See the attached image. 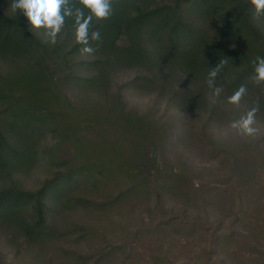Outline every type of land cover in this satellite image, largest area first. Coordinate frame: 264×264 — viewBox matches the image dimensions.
I'll return each mask as SVG.
<instances>
[{
    "label": "rangeland",
    "instance_id": "rangeland-1",
    "mask_svg": "<svg viewBox=\"0 0 264 264\" xmlns=\"http://www.w3.org/2000/svg\"><path fill=\"white\" fill-rule=\"evenodd\" d=\"M11 4L0 0L9 17L16 14ZM191 12L186 20L196 19ZM253 23L264 35V23ZM74 42L67 40L66 50ZM94 59L79 52L73 75L93 76L87 63ZM163 70L116 69L104 93L62 89L78 105L105 109L118 97L123 112L143 120L131 128L111 116L84 123L76 140L63 144L44 137L27 168L0 178V189L54 190L43 202L53 231L29 239L17 224L0 226V264H264V112L256 114V135H241L230 124L254 107L246 98L230 105L223 91L201 93L184 74ZM80 168L88 169L69 192L51 184Z\"/></svg>",
    "mask_w": 264,
    "mask_h": 264
},
{
    "label": "trees",
    "instance_id": "trees-1",
    "mask_svg": "<svg viewBox=\"0 0 264 264\" xmlns=\"http://www.w3.org/2000/svg\"><path fill=\"white\" fill-rule=\"evenodd\" d=\"M112 9L109 19L92 22L90 32L99 31L100 39L90 40L95 49L90 55L95 59L87 64L95 74L88 78L72 73L76 65L72 58L81 52L82 45L74 42L66 50V41L74 37L71 19L66 20L61 40L58 35L53 45L29 31L22 10H16L13 17L0 11V63L8 66L0 70V178L27 168L44 137L49 143L55 137L61 138V144L76 140L84 123L99 125L108 116L130 128L140 124L142 117L134 111L123 112L118 97L105 109L78 105L62 92L72 85L104 93L111 73L119 68L142 65L162 73L163 68L167 73L178 71L202 93L209 87V69L224 60L214 87L231 96L246 85L244 98L251 106L258 103L264 112V84L251 79L252 61L264 57V35L253 20L264 23V15H256L250 0H112ZM189 10L199 23L194 18L186 20L184 13ZM87 169L63 173L51 184L61 182L62 195ZM53 194L54 190L45 193L44 188L28 193L14 185L2 187L0 226L17 224L29 239L49 236L53 230L44 224L43 202ZM33 218L39 222L34 223Z\"/></svg>",
    "mask_w": 264,
    "mask_h": 264
},
{
    "label": "clouds",
    "instance_id": "clouds-1",
    "mask_svg": "<svg viewBox=\"0 0 264 264\" xmlns=\"http://www.w3.org/2000/svg\"><path fill=\"white\" fill-rule=\"evenodd\" d=\"M257 16L264 15V0H250ZM13 10H22L26 16L30 28L29 31H43L45 39L43 43L55 44L57 36L63 30L66 20L73 21V35L75 43L82 45V54H92L95 49L90 45L91 41L100 39L99 31H91L92 22L107 20L111 17L112 0H12ZM225 61L221 62L208 72L206 83L213 88V96L219 97L223 91L220 87H214L215 79L221 71ZM254 74L251 79L256 84H264V57H257L252 61ZM247 94L246 85H241L231 96L227 98V103L239 106L243 97ZM259 105L249 109L239 119L230 124V128L238 131L241 135L252 137L257 133L253 127Z\"/></svg>",
    "mask_w": 264,
    "mask_h": 264
}]
</instances>
